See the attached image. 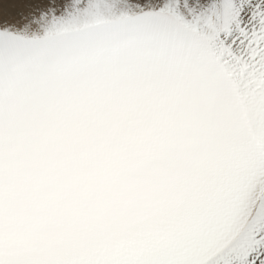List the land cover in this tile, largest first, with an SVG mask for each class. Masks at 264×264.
Segmentation results:
<instances>
[{
	"label": "snow or ice",
	"instance_id": "1",
	"mask_svg": "<svg viewBox=\"0 0 264 264\" xmlns=\"http://www.w3.org/2000/svg\"><path fill=\"white\" fill-rule=\"evenodd\" d=\"M0 264H264V0H0Z\"/></svg>",
	"mask_w": 264,
	"mask_h": 264
},
{
	"label": "bare ground",
	"instance_id": "2",
	"mask_svg": "<svg viewBox=\"0 0 264 264\" xmlns=\"http://www.w3.org/2000/svg\"><path fill=\"white\" fill-rule=\"evenodd\" d=\"M20 11V9L16 6H12L11 8H9V12L12 15H15L16 12Z\"/></svg>",
	"mask_w": 264,
	"mask_h": 264
}]
</instances>
